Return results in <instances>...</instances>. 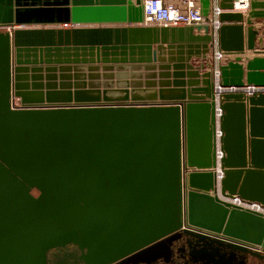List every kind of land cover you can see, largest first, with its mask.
<instances>
[{"label": "water", "instance_id": "1", "mask_svg": "<svg viewBox=\"0 0 264 264\" xmlns=\"http://www.w3.org/2000/svg\"><path fill=\"white\" fill-rule=\"evenodd\" d=\"M235 1L219 0L221 48L238 56L222 85L264 87V0L246 17ZM145 20L144 0H0V264L67 244L108 264L185 227L264 249V215L220 197L264 204V93L224 94L217 124L196 64L209 27ZM202 204L218 222L197 219Z\"/></svg>", "mask_w": 264, "mask_h": 264}, {"label": "flooded vegetation", "instance_id": "2", "mask_svg": "<svg viewBox=\"0 0 264 264\" xmlns=\"http://www.w3.org/2000/svg\"><path fill=\"white\" fill-rule=\"evenodd\" d=\"M104 261L89 256L88 249L76 244L50 250L46 257V264H104ZM108 264H264V249L185 227Z\"/></svg>", "mask_w": 264, "mask_h": 264}, {"label": "built area", "instance_id": "3", "mask_svg": "<svg viewBox=\"0 0 264 264\" xmlns=\"http://www.w3.org/2000/svg\"><path fill=\"white\" fill-rule=\"evenodd\" d=\"M146 26H160V27H186L192 25H207L209 27V34L212 37L210 43L211 48L207 59L202 63L207 67L204 71H209L212 74L214 83L215 101L218 107L217 110V124L221 117V110L219 109V102L224 94L228 93H244L247 96L264 93V87H257L253 85H246L244 87H223L221 79V67L233 61L236 57L234 54L225 52L221 48L220 29L222 23L220 17L224 11L220 8L219 0H211L210 10L207 16L202 13L201 0H145L144 1ZM250 11V0H237L233 12H240L246 15ZM258 24L259 31L258 39L264 42V20ZM67 27V26H65ZM259 46V44H257ZM12 109L17 110L21 108L20 100L18 98L12 99ZM220 132L217 134V146L219 148ZM222 158V153L218 149L217 161L218 164ZM219 183L221 178L219 177ZM220 186V185H219ZM221 199L230 203L242 210L264 215V204L259 202L248 201L238 196L222 197Z\"/></svg>", "mask_w": 264, "mask_h": 264}, {"label": "bare ground", "instance_id": "4", "mask_svg": "<svg viewBox=\"0 0 264 264\" xmlns=\"http://www.w3.org/2000/svg\"><path fill=\"white\" fill-rule=\"evenodd\" d=\"M197 219L214 223L219 221V216L213 208H207L205 204H202L197 210ZM234 228L238 229L242 233L253 235L254 228L250 225H244L237 222L234 224Z\"/></svg>", "mask_w": 264, "mask_h": 264}, {"label": "crops", "instance_id": "5", "mask_svg": "<svg viewBox=\"0 0 264 264\" xmlns=\"http://www.w3.org/2000/svg\"><path fill=\"white\" fill-rule=\"evenodd\" d=\"M145 1V0H144ZM237 1V0H236ZM235 1V2H236ZM247 15V14H246ZM246 15H244V17H246ZM258 22V24H259V22H261V20H259V21H257ZM258 24L256 23L255 25L256 26H258ZM53 27H55V26H53ZM79 27H81V28H90V27H93V26H90V25H81V26H79ZM32 29L33 28H35V27H31ZM37 28H39V29H49V26H46V27H37ZM61 28L62 29H73L74 28V26H72V25H67V27H65L64 25H62L61 26ZM7 31V30H6ZM252 54V53H251ZM243 58H244V60H243V62H241V64L242 65H244V70H245V73L247 72V70H246V65H247V61H249V60H251V59H253L255 56L253 55V56H250V57H248L247 55L246 56H242ZM220 184V183H219Z\"/></svg>", "mask_w": 264, "mask_h": 264}, {"label": "rangeland", "instance_id": "6", "mask_svg": "<svg viewBox=\"0 0 264 264\" xmlns=\"http://www.w3.org/2000/svg\"><path fill=\"white\" fill-rule=\"evenodd\" d=\"M257 23H258V22H257ZM260 23H262V22H260ZM260 23H259V24H260ZM256 28H257V26H256ZM257 30H258V29H257ZM0 32H6V30H5V29H0ZM246 53H247L246 55H247L248 57L253 56V54H251V52H246ZM234 55H235V57H238L236 54H234ZM196 63H198V61H197ZM202 65H203V64H202ZM204 68H205V65H204ZM205 69L208 70L207 67H206ZM18 99H19V98H18ZM19 100H20V99H19ZM34 194H36V193H34ZM36 195H37V194H36Z\"/></svg>", "mask_w": 264, "mask_h": 264}, {"label": "trees", "instance_id": "7", "mask_svg": "<svg viewBox=\"0 0 264 264\" xmlns=\"http://www.w3.org/2000/svg\"><path fill=\"white\" fill-rule=\"evenodd\" d=\"M35 193L37 194L38 192H37V191H35Z\"/></svg>", "mask_w": 264, "mask_h": 264}]
</instances>
